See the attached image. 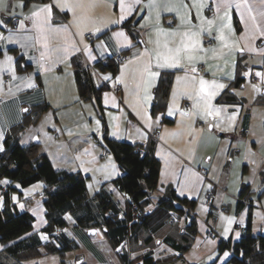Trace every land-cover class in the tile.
I'll return each mask as SVG.
<instances>
[{"label":"crops","instance_id":"crops-1","mask_svg":"<svg viewBox=\"0 0 264 264\" xmlns=\"http://www.w3.org/2000/svg\"><path fill=\"white\" fill-rule=\"evenodd\" d=\"M5 2L7 8L0 6V20L4 22L0 26V149L3 150L5 130L21 119L24 109L46 101L48 108L21 132L19 142L22 145L38 142L54 168L82 172L88 177L89 195L104 185L124 209L127 199L112 183L123 170L112 155L101 156L103 121L108 136L144 145L151 133L157 132L155 155L160 161V170L157 190L148 207L154 206L165 185L170 184L178 196L196 200L197 214L205 211L202 218L197 216V234L182 254L185 262L229 264L226 262L231 249L218 251V242L221 238L237 240L248 212L252 232L263 231L264 0H173V11L164 6L166 0H157V7H150L151 0H140L130 14H124L123 20L120 19V0H97L94 8L76 9L75 13L67 7L63 10L57 7L55 0ZM21 3L24 7H19ZM46 4L52 5L51 27L66 25L69 29L67 33H55L47 31L46 27L47 49L42 39L37 42L41 33L32 19H24ZM74 15L90 18L82 29L83 43L77 35L81 29L72 24ZM15 16L20 19L14 21ZM130 17L132 22L137 21L134 27L138 41L122 25ZM21 20L25 24L23 29L19 27ZM207 21L213 23L209 25ZM229 24L231 30L225 26ZM159 27L166 32H198L203 51L194 53L196 60L190 63L184 59L177 67L158 68L153 59L152 72L160 75L162 70L174 71L167 107L163 114L154 116L151 105L159 75L148 76L144 68L149 58L140 54L154 48V43L149 40L157 39ZM221 29L223 40L220 39ZM88 33L92 36H87ZM159 39L161 42L171 40L173 47L181 41L179 35H161ZM10 47L19 50L22 60L30 65L27 70L17 69L16 55ZM123 51L126 52L120 58L115 75L93 68L97 60ZM41 53H45L43 59ZM75 56L81 57L92 68L97 84L106 85L101 92L102 111L97 109L93 99L81 100L78 96L72 65ZM6 57H11V61ZM192 67L196 68L195 72L191 71ZM4 76L9 80L3 81ZM105 76L109 79H104ZM238 76L242 77V83L231 87ZM201 78L208 81L209 90L215 92L210 103L212 108L220 110L218 115H206L203 101L200 107H193L197 97L193 93V98L189 99L186 94L199 88ZM213 83L224 87L212 88ZM227 87L235 99L218 101V96ZM182 112L188 114L181 115ZM162 115L173 121L162 123ZM7 182L0 179V205L3 200L1 185L5 186ZM33 184L22 188L21 193L13 191L10 197L19 210L26 209L34 215L30 232L38 233L45 243L50 239L40 231L46 223L44 207L42 198L35 196L40 194L43 186L40 183L34 192L30 189ZM243 185H249L250 206L237 212L236 199ZM65 217L68 222L65 232L74 239L77 247L64 254L63 263L58 254L45 253L41 247V253L28 255L24 264H123L100 227L76 226L69 213ZM166 232L164 229L155 234L152 246L155 258L173 253L171 246L163 240ZM147 249L134 248L132 263H140L139 257Z\"/></svg>","mask_w":264,"mask_h":264},{"label":"trees","instance_id":"trees-1","mask_svg":"<svg viewBox=\"0 0 264 264\" xmlns=\"http://www.w3.org/2000/svg\"><path fill=\"white\" fill-rule=\"evenodd\" d=\"M132 18L122 22L132 38L139 40ZM237 28L238 22L235 20ZM14 52L17 69L23 71L30 65L22 60L16 47ZM126 51L120 54H125ZM119 54L97 60L93 68L101 72L115 75L118 70ZM73 76L81 100L93 99L97 109L102 111L101 92L106 88L104 83L97 84L92 68L86 65L81 57L72 58ZM240 67V62L238 63ZM174 71L162 70L153 92L151 114H163L167 107L168 95ZM242 77H237L231 87L239 86ZM234 100L230 87L221 92L217 100ZM46 101L32 104L22 112L21 119L10 125L3 135V150L0 151V179L8 182L2 188V204L0 205V264H24L28 255H38L40 248L45 253H56L63 263L64 254L77 247L74 239L66 234L69 213L76 226L100 227L109 244L114 247L123 264L132 263L131 253L134 248H148L140 255L138 264H159L161 262L180 261L182 254L192 244L197 234L196 200L178 196L174 188L168 184L164 192L149 208L152 195L157 190L160 161L155 155L154 133L145 145L126 139H116L107 135V127L103 121L102 150L110 154L123 170V173L112 180V183L124 193L127 206L123 207L115 200L109 190L101 185L92 195L87 190V175L80 171L56 169L47 153L41 150L38 142L22 145L19 142L21 132L38 119L47 109ZM102 118V117H101ZM103 119V118H102ZM162 123H171L172 118L164 115ZM264 183V176L261 175ZM43 183L40 198L44 207L46 223L41 227V234L50 241L43 243L33 227L34 215L26 210H19L12 201L10 194L35 182ZM249 185H243L237 197V212L250 206L248 199ZM241 198L243 201H241ZM238 224V223H236ZM60 227L64 229L56 233ZM166 230L163 240L169 244L173 253L163 257H154L155 234ZM212 233V232H211ZM218 251L231 249L229 264H264V232L253 233L251 215L248 212L244 229L237 240L221 238L217 245Z\"/></svg>","mask_w":264,"mask_h":264},{"label":"snow or ice","instance_id":"snow-or-ice-1","mask_svg":"<svg viewBox=\"0 0 264 264\" xmlns=\"http://www.w3.org/2000/svg\"><path fill=\"white\" fill-rule=\"evenodd\" d=\"M56 6L61 8L67 7L73 13H75L76 9H81L84 10L86 8H94L97 4V0H55ZM140 0H131L130 3H126L125 0H120V12H121V17L120 19L123 20L124 14L125 13H131L133 11V7L136 4H139ZM0 6H3V8H7L8 5L6 4L5 0H0ZM157 0H151L150 2V7H157ZM167 10L173 11L174 10V4L173 0H166V3L164 5ZM196 6V5H194ZM202 7L203 5H199ZM19 7H24L23 3L19 5ZM184 7H187V5H184ZM43 14V15H42ZM52 16V5L51 4H46L43 5L42 7H39L37 11H33L31 13V17H24V19H32L33 24L37 27L38 31L41 33V37L37 38V42H40L41 39L43 40L44 47L47 49V40L48 36L45 33L46 27L47 31L49 32H55V33H60L64 32L67 33L69 31L68 26L66 25H61L59 28H52L50 25V20ZM89 17L87 16H80L76 17L74 15V19L72 21V24L77 28L81 29L80 31L77 32V35L81 36V42L83 43V28L87 26V22L89 21ZM159 19V17H158ZM253 19H255L253 17ZM184 21H182L183 23ZM171 24V21L169 22ZM187 23L191 24V21L188 20ZM209 25L213 23V21H207ZM4 22L0 20V26H3ZM231 30V26L225 25ZM19 27L23 29L25 27L24 21L21 20L19 21ZM98 30V29H97ZM157 39L155 41H152L151 39L149 40V43H154V48L152 50L145 49L143 53H141V56H148V61L145 64L144 71L147 72L148 76L150 78L157 77L159 73L157 72H152L151 67H152V61L153 59L155 60L156 67L158 68H164V67H177L180 66L182 61L186 59L188 62H192L197 59V57L194 55L196 51H203V49L200 47V41L197 38L199 33L194 32V31H185L183 33H178V32H166L162 27L157 28ZM118 35L123 36L124 33H118ZM163 36H170V37H175L179 35L181 37V41L179 45L176 46H170L172 43L171 40H164L161 42L159 37ZM220 39L223 40V32L221 29V36ZM227 44H225V47ZM85 48H87V45H85ZM67 51V49H65ZM212 51L215 52V49ZM45 56V53H41V59H43ZM11 57H6L7 61H11ZM192 72L196 71L195 67H192L191 69ZM258 75H261L258 73ZM104 79H109V77L105 76ZM179 80V78H178ZM192 80L195 81V77H192ZM212 88H223L224 85H215L214 83L211 85ZM255 87V86H254ZM193 93L197 97V103L193 105V107H200V102L203 101L204 103V111L206 115H218L219 114V109H214L211 106V97L215 95L214 91L209 90V82L200 79L199 80V88L193 89L192 92H187L186 94L188 95L189 99L193 98ZM188 113L182 112L181 115H187ZM2 150V149H0ZM15 199V198H14ZM229 223H231V220H229ZM227 231V229H226ZM239 235V233H237ZM227 255V254H226Z\"/></svg>","mask_w":264,"mask_h":264},{"label":"built area","instance_id":"built-area-1","mask_svg":"<svg viewBox=\"0 0 264 264\" xmlns=\"http://www.w3.org/2000/svg\"><path fill=\"white\" fill-rule=\"evenodd\" d=\"M19 19H20L19 17H16V16L13 17V20H14V21H18ZM87 36L91 37L92 34H91V33H88ZM208 42H210V39H208ZM122 56H123L122 54H119V55L117 56V58L120 59V58H122ZM21 67H22L23 71H24V70H27V69H25L24 64H22ZM8 80H9V77H7V76H4V77H3V81H8ZM184 105L187 106V105H188V102H184ZM157 134H158V133L155 132V133H154V136H157ZM101 155H102V156H107V152H106L105 149H103V150L101 151ZM241 201H243L242 198H241ZM62 229H64V227H60V228H58V229L56 230V233H59L60 230H62ZM209 234L212 235L211 232H210Z\"/></svg>","mask_w":264,"mask_h":264},{"label":"rangeland","instance_id":"rangeland-1","mask_svg":"<svg viewBox=\"0 0 264 264\" xmlns=\"http://www.w3.org/2000/svg\"><path fill=\"white\" fill-rule=\"evenodd\" d=\"M250 89H251V87H250ZM142 145H144V144H142ZM102 151V150H101ZM261 154H262V156H264L263 154H264V149H263V151L261 152ZM102 156V155H101ZM103 157H106V156H103ZM88 178V177H87ZM40 183H42L41 181H38V182H36V184H33V187L32 188H30V189H32V190H34V192H35V189L37 188V185L39 186V184ZM42 186H43V183H42ZM39 188V187H38ZM91 188V187H90ZM36 197H40V194L39 193H37L36 195H35ZM203 212H205V211H201V212H198V214H197V216L199 217V218H202L203 217Z\"/></svg>","mask_w":264,"mask_h":264},{"label":"bare ground","instance_id":"bare-ground-1","mask_svg":"<svg viewBox=\"0 0 264 264\" xmlns=\"http://www.w3.org/2000/svg\"><path fill=\"white\" fill-rule=\"evenodd\" d=\"M262 232H264V229H263V231Z\"/></svg>","mask_w":264,"mask_h":264},{"label":"water","instance_id":"water-1","mask_svg":"<svg viewBox=\"0 0 264 264\" xmlns=\"http://www.w3.org/2000/svg\"><path fill=\"white\" fill-rule=\"evenodd\" d=\"M262 92H264V90Z\"/></svg>","mask_w":264,"mask_h":264}]
</instances>
